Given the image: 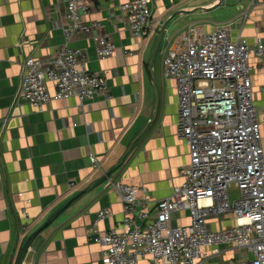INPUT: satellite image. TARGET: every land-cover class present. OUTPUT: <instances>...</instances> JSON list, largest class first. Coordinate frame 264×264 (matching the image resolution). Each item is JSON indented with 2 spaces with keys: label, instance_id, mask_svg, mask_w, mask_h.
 <instances>
[{
  "label": "crops",
  "instance_id": "1",
  "mask_svg": "<svg viewBox=\"0 0 264 264\" xmlns=\"http://www.w3.org/2000/svg\"><path fill=\"white\" fill-rule=\"evenodd\" d=\"M82 1L89 8L84 20L102 24L92 34L67 32L66 6L58 0H0V264H15L26 237L116 165L147 123L110 176L141 188L138 197L150 203L171 195L183 182L189 147L177 132L176 83L164 75L162 61L167 46H184V31L191 24L199 37L227 26L233 37L241 35L250 45V77L264 151V57L254 51L257 39L264 38V0H152L157 29L142 37L132 34L119 10L129 0ZM169 20L177 29L155 52ZM97 32L112 40L111 57H98L93 39ZM64 45L81 51L79 66L107 79L108 96L80 105L75 96L54 98L49 83L51 100L41 110L26 101L15 102L23 60L53 55ZM92 156L100 168L93 166ZM103 208L111 214L99 222V230L118 226L122 204L104 183L73 200L34 239L23 264H103L100 245L88 235ZM189 222L186 211L173 214V225ZM234 224L233 213H226L209 217L207 227L219 230ZM202 252L208 256L198 264H240L253 257L235 243L224 245L218 254L207 246Z\"/></svg>",
  "mask_w": 264,
  "mask_h": 264
},
{
  "label": "built area",
  "instance_id": "2",
  "mask_svg": "<svg viewBox=\"0 0 264 264\" xmlns=\"http://www.w3.org/2000/svg\"><path fill=\"white\" fill-rule=\"evenodd\" d=\"M58 1L66 6L67 32L92 34L102 27L99 21L84 20L89 8L82 0ZM151 2L129 0L119 6L135 37L157 29ZM184 35V46H167L162 61L164 75L176 83L177 132L189 147L183 182L171 195L150 203L138 197V186L106 178L104 187L119 197L123 219L116 227L99 230V222L111 214L103 208L88 228L101 247L103 264H138L144 259L150 264H198L208 256L203 246L218 254L228 243L253 254L240 264H264V151L250 77L251 47L223 25L199 37L191 24ZM93 39L100 59L114 54L106 34L97 32ZM254 51L264 57V38L257 39ZM80 58L81 51L69 45L47 57H26L14 101L41 110L51 100L49 83L54 98L75 96L80 105L108 96L107 79L79 66ZM91 162L101 167L96 156ZM179 211L189 214L188 224H172ZM226 213H233L234 225L207 227L209 217Z\"/></svg>",
  "mask_w": 264,
  "mask_h": 264
},
{
  "label": "water",
  "instance_id": "3",
  "mask_svg": "<svg viewBox=\"0 0 264 264\" xmlns=\"http://www.w3.org/2000/svg\"><path fill=\"white\" fill-rule=\"evenodd\" d=\"M175 25L172 23V20L167 21V23L163 26L162 30L159 33V39H158V43L155 49V52L157 51V49L159 48V45L161 43V40L168 35L169 30H171L172 27H174ZM155 54V53H154ZM154 81V87H155V93H156V112L158 110V105H159V96H158V90H157V85H156V81L155 79H153ZM155 116L153 117L154 120ZM152 120V121H153ZM149 125V123H147L140 131L139 133L132 139V141L129 143L128 147L126 148L125 152L123 153V155L120 157V159L118 160V162L116 163V165H114L108 172H106L102 177H100L98 180H96L94 183H92L91 185H89L87 188L83 189L80 193L74 195L65 205H63L59 210H57L55 213H53L48 220L42 225L40 226L36 231H34L33 233H31V235H29L28 237H26V239L24 240V243L20 249L18 258L15 262V264H23L24 262V258L25 255L28 251V248L32 246V243L34 241V239L43 231L45 230L51 223L52 221L59 215L61 214L71 203L73 200H75L77 197H79L81 194H83L84 192H88L91 188L98 186L100 184H102L106 178L110 175H112L123 163V161L125 160L127 154L129 153L131 147L134 145V143L139 139V137L143 134V132L145 131V129L147 128V126Z\"/></svg>",
  "mask_w": 264,
  "mask_h": 264
},
{
  "label": "rangeland",
  "instance_id": "4",
  "mask_svg": "<svg viewBox=\"0 0 264 264\" xmlns=\"http://www.w3.org/2000/svg\"><path fill=\"white\" fill-rule=\"evenodd\" d=\"M176 29H177V28H176L175 26L172 27L171 30H169L168 36L173 35V33L176 31Z\"/></svg>",
  "mask_w": 264,
  "mask_h": 264
}]
</instances>
